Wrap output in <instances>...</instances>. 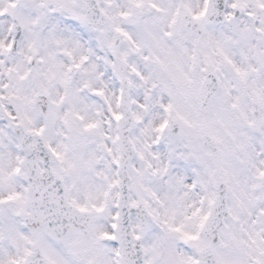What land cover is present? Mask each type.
Wrapping results in <instances>:
<instances>
[{
  "label": "snow or ice",
  "instance_id": "6c2138e0",
  "mask_svg": "<svg viewBox=\"0 0 264 264\" xmlns=\"http://www.w3.org/2000/svg\"><path fill=\"white\" fill-rule=\"evenodd\" d=\"M0 264H264V0H0Z\"/></svg>",
  "mask_w": 264,
  "mask_h": 264
}]
</instances>
